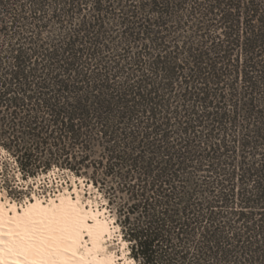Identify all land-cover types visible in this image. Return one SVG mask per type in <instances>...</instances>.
I'll list each match as a JSON object with an SVG mask.
<instances>
[{"label": "trees", "instance_id": "obj_1", "mask_svg": "<svg viewBox=\"0 0 264 264\" xmlns=\"http://www.w3.org/2000/svg\"><path fill=\"white\" fill-rule=\"evenodd\" d=\"M0 163L92 185L136 264H264V0H0Z\"/></svg>", "mask_w": 264, "mask_h": 264}, {"label": "bare ground", "instance_id": "obj_2", "mask_svg": "<svg viewBox=\"0 0 264 264\" xmlns=\"http://www.w3.org/2000/svg\"><path fill=\"white\" fill-rule=\"evenodd\" d=\"M78 191L61 193L51 203L35 197L21 211L0 201V264H117L118 256L104 244L118 230L114 219L91 200L84 205Z\"/></svg>", "mask_w": 264, "mask_h": 264}, {"label": "rangeland", "instance_id": "obj_3", "mask_svg": "<svg viewBox=\"0 0 264 264\" xmlns=\"http://www.w3.org/2000/svg\"><path fill=\"white\" fill-rule=\"evenodd\" d=\"M52 171H50L51 173L41 174L34 179L23 181L19 173L14 171L12 165L5 167V165L0 163V201L6 203V205L11 203L17 204L20 209L22 206L28 205L30 201L34 202L35 197L43 199L46 203H51L53 199L56 200L58 198L59 194L64 193L65 196H67V191L73 193L74 188H77L84 205H89V201L91 200L93 204L95 206L98 205L100 209L106 208L107 213L114 219V222L116 221L115 217L112 216L109 209H107L106 201L102 199L98 190L93 188L92 185L87 186L82 178L76 177L69 171H64L59 168ZM73 197H75V195H73ZM117 227V232H113L111 236H107L104 242V244H106L105 248L107 246L106 252L116 255V257L118 256L116 259L117 264H127V260L132 259L129 256L130 251L128 249V243L125 248L123 244L120 243L119 238L122 239V235L120 233V227L118 225ZM84 238L88 246H90V237L86 232L84 233ZM83 249L84 247H81V251H83ZM133 264H136V262L134 261Z\"/></svg>", "mask_w": 264, "mask_h": 264}, {"label": "snow or ice", "instance_id": "obj_4", "mask_svg": "<svg viewBox=\"0 0 264 264\" xmlns=\"http://www.w3.org/2000/svg\"><path fill=\"white\" fill-rule=\"evenodd\" d=\"M9 251H11V249Z\"/></svg>", "mask_w": 264, "mask_h": 264}]
</instances>
